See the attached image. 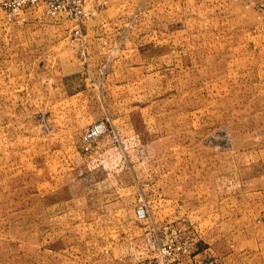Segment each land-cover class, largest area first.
Masks as SVG:
<instances>
[{
  "label": "rangeland",
  "instance_id": "1",
  "mask_svg": "<svg viewBox=\"0 0 264 264\" xmlns=\"http://www.w3.org/2000/svg\"><path fill=\"white\" fill-rule=\"evenodd\" d=\"M97 1L85 57L72 18L0 1V264H154L170 225L264 264V0Z\"/></svg>",
  "mask_w": 264,
  "mask_h": 264
},
{
  "label": "built area",
  "instance_id": "2",
  "mask_svg": "<svg viewBox=\"0 0 264 264\" xmlns=\"http://www.w3.org/2000/svg\"><path fill=\"white\" fill-rule=\"evenodd\" d=\"M1 5L8 13L9 21H16L18 23L27 22V12L34 8L40 7L43 14L47 15H64L72 18L76 22L70 35V45L75 47L78 44L77 52L81 57H85L86 49L85 46V33L83 32L82 25L89 18L95 17L100 9L105 7L104 2H98L93 7L87 8L85 3L87 0H0ZM108 23L102 21L100 27L102 29L107 28ZM104 45L107 46L108 41H103ZM107 127L104 122L98 121L91 125L85 130L83 135V142L85 149H89L91 143L97 138L107 132ZM137 217L144 220L148 217V212L143 205L139 206L136 211ZM193 239L180 240L177 229L173 230L170 238L162 242L158 239L157 242V255L155 264H181L182 259L176 257L177 254H188L193 259V264H219L218 259L215 256L208 255L203 258L196 260L193 250Z\"/></svg>",
  "mask_w": 264,
  "mask_h": 264
},
{
  "label": "crops",
  "instance_id": "3",
  "mask_svg": "<svg viewBox=\"0 0 264 264\" xmlns=\"http://www.w3.org/2000/svg\"><path fill=\"white\" fill-rule=\"evenodd\" d=\"M105 11H107V9ZM102 21H106L108 23L107 28H105V29H107V41L112 40L111 37L113 36L114 31H113L111 25L112 24L113 25L118 24V23H120L121 20H116V18L109 20V18L107 16H105L101 20L97 21L96 33L98 32V30H100L99 26H100V23ZM96 39H98V38H96ZM159 50L162 52V55H165V56H168V55L169 56L170 55L174 56V54L176 52V50H174V48L171 50L170 48L167 49L165 47H162V49H159ZM174 229L175 228L172 225L165 226L164 230L160 232V234H162V235H161L159 240L162 241V242L167 241L170 238L171 234L173 233ZM192 250H193V253H194V256H195L196 260L199 259V258H203V257L208 256L206 254L205 255L202 254L203 250H201L199 241L195 240L194 238H193ZM176 257H179V258L182 259L181 264H193V259L188 254H184V253L177 254V255L174 256V258H172V260L176 259Z\"/></svg>",
  "mask_w": 264,
  "mask_h": 264
}]
</instances>
